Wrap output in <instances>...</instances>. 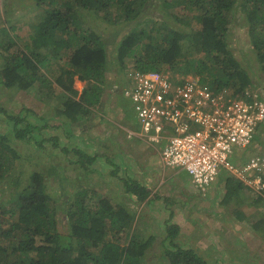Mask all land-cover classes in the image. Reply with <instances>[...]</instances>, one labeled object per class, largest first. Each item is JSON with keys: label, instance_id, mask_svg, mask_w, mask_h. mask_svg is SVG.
<instances>
[{"label": "trees", "instance_id": "obj_1", "mask_svg": "<svg viewBox=\"0 0 264 264\" xmlns=\"http://www.w3.org/2000/svg\"><path fill=\"white\" fill-rule=\"evenodd\" d=\"M32 2V8L38 10L31 24L33 47L28 51V44L23 48L13 36L6 38L0 44L6 52L0 79L7 87L22 90L36 83L45 86L46 77L38 74V70L48 64L43 62L40 49L44 48L51 58L65 60L70 68L59 67L63 72L56 80L66 91L61 98L62 112L73 121L79 119L74 118L78 112H89L100 104L107 84L106 73L113 68L121 75L113 80L115 85L124 83L121 79L126 69L148 71L167 67L181 76H199L200 83L212 91L226 88L237 93L247 87L254 90L249 87L255 85L243 64L229 48V30L237 14L246 25L257 62L264 72V0ZM177 7L189 14L181 13ZM7 12L0 7V34L16 30ZM96 22L106 26L99 28ZM127 63L131 65L128 67ZM75 77L85 82L79 94L73 87ZM110 83L109 80L106 93ZM46 126L57 128L59 124L39 126L0 105V264H143L145 250L153 238L143 239L136 230L131 232V223L135 224L133 212L95 192L91 183L75 194L73 204L62 209L68 217L69 231H58L44 172L41 169H31L26 175L22 172L24 155L19 146L29 144L46 151L48 144L62 153L70 149L72 154H77L76 159L84 170L94 158L80 146L67 148L57 136L45 135ZM237 183L234 186L228 181L229 194L244 186L239 180ZM122 186L139 202L146 201L150 194L143 183L133 178L124 180ZM6 204L13 206L6 209ZM5 213L15 216L8 225ZM165 231L162 255L167 264H207L194 250L175 242L178 225L166 222Z\"/></svg>", "mask_w": 264, "mask_h": 264}, {"label": "rangeland", "instance_id": "obj_2", "mask_svg": "<svg viewBox=\"0 0 264 264\" xmlns=\"http://www.w3.org/2000/svg\"><path fill=\"white\" fill-rule=\"evenodd\" d=\"M0 5L3 10L8 11L9 16H12L11 24L16 27V30H8L7 33L0 34V44H4L6 38H10L9 36H13L20 47L24 48V45L28 44L30 46L28 51H30L33 47L30 41L31 24L35 22L34 16L38 11L32 8V0H0ZM177 10H181L180 12L184 14L188 13L187 10H182L179 7H177ZM235 17L231 30H229V48L243 64L244 70L255 85L249 87L264 98V72L257 62L256 51H254L255 46L251 44L248 38L243 19L238 14ZM193 24L195 25V23ZM96 26L104 29L106 25L96 22ZM40 50L43 52V62L48 65L41 66L38 74H44L47 80L45 84L47 85L37 86L38 83H36L33 87L22 90L15 86L7 87L0 79V105L9 110L11 114L20 115L39 126H42V124L51 126L59 124L57 128L46 126L44 134L57 136L58 141L66 145L67 148L74 145L80 146L79 148L94 158L93 162L87 164L88 167L84 170L76 159L77 154H72L70 149L68 153H62L58 148H52L48 144L46 145V151L29 144L19 146V150L24 155L21 160L23 164L22 172L25 175L31 169H41L44 172L47 190L53 198L58 231L62 233L69 231L68 217L66 213L62 212V209L68 208L70 203L74 201L75 194L87 188L88 183H91L90 186L95 192L99 191L109 197L113 203H121L129 212H133L135 224L131 223V232L136 230L135 232L143 239L153 238L152 243L145 250L146 260L143 264H167L162 255L164 244H166L164 242L166 222L178 225V235L175 242L179 246L191 248L200 256L206 257L205 249L203 247L196 249V246L206 244V233L214 231L211 228L213 225H209L208 228L205 222L208 218L218 215L217 219L211 223H218L217 228L225 237L223 239L219 238L214 243L213 246L216 247L215 257L220 261V264H223L224 260L229 263L233 260H240L247 264L245 253L239 251L240 243L237 241L236 235L232 231L231 234L225 228H222L223 224H220V222L225 219L228 220V216L232 214L234 220L248 224V232H257L264 235V193L260 197L259 194L251 192L247 187L240 186L239 189H236L238 194L231 198L229 203L231 208L227 206L228 198L223 199L222 205L227 206L223 209L227 211H221L217 208H205L206 198L201 194L196 195L193 189L191 191L182 189L164 171H161L162 169L151 171L153 167L156 168V164H154V161H149V154L153 149L159 152V147L149 145L138 137L127 136L125 129L136 127L135 116L131 105L121 94L123 84L115 85L113 83V80L116 81L119 77L121 78L117 68H113L106 73L107 84L110 80L111 86L106 93L109 84L104 85L105 93L100 104L91 108L89 112L83 114L78 112L74 118L79 119L73 121L71 117L62 112L64 107L61 98L66 91L63 92L64 90L57 84L56 80L57 76L63 72L59 67L68 69L70 66L65 60L51 58V55L47 54L44 48ZM45 54H47L46 61H44ZM5 61L6 52L0 46V70L3 68ZM113 64H115V61ZM130 65V63H127L128 67ZM163 69L167 70L168 68L164 67ZM172 74L182 75L178 72H172ZM121 81H124L123 75ZM84 84V81L75 77L73 87L78 91V94ZM99 86H97L98 92H100ZM78 94L74 96V99H77ZM255 141L258 144L256 146L257 151H263L264 123L257 130ZM255 150L254 147V150L252 149L249 153H253ZM89 169H94L95 172L91 173L88 171ZM112 170L115 173H112ZM150 171L153 174H150ZM127 178L138 180L144 186L150 188L151 193L146 201H137L135 196H131L129 192L123 189L122 184ZM229 178L232 185L238 186L236 177V180L231 176ZM1 187L6 186L1 184ZM233 192L236 191L233 190ZM244 192L247 195L242 197ZM4 195L7 196L8 192ZM95 196L97 197L98 194H95ZM239 197L243 201H239ZM255 199H259V201L252 202ZM239 204H242L243 209L245 208L247 211L245 212L242 208L237 209ZM9 206L13 205L6 204L4 208L7 209ZM8 213L4 214L6 224L15 219V216H9ZM234 220L232 221L234 222ZM194 235L200 241L203 240V244L195 242ZM262 239L263 242L260 240V243L264 244V236ZM260 243H257L258 254L264 251V247H261ZM252 246L253 242L249 247ZM223 247L224 252L227 250L233 260L222 257L224 252L220 253L219 251ZM249 247L247 245V249ZM236 248L239 254L235 252ZM244 257L246 258L244 259ZM262 258L264 261V256ZM250 259L249 264L257 261L254 259V255ZM207 264H210V262H207Z\"/></svg>", "mask_w": 264, "mask_h": 264}, {"label": "built area", "instance_id": "obj_3", "mask_svg": "<svg viewBox=\"0 0 264 264\" xmlns=\"http://www.w3.org/2000/svg\"><path fill=\"white\" fill-rule=\"evenodd\" d=\"M121 94L135 116L127 136L159 147L161 165L184 170L196 191L205 192L223 170L263 194L264 152L232 160L264 123V98L255 90L212 91L197 75L126 69Z\"/></svg>", "mask_w": 264, "mask_h": 264}, {"label": "crops", "instance_id": "obj_4", "mask_svg": "<svg viewBox=\"0 0 264 264\" xmlns=\"http://www.w3.org/2000/svg\"><path fill=\"white\" fill-rule=\"evenodd\" d=\"M257 145H258L257 141L254 140L251 143V145L249 146V148L243 149V150H240V149L237 150L232 155L233 162L236 163V164H239V163L243 162L244 160H246L247 158H249L252 155L262 153L261 151H257L258 150L257 147H256ZM254 147H255L256 150L253 151V153H249L252 149L254 150ZM149 156H150L149 161H154V164H156V168L153 167L151 169V171H154V170L157 171V170H161L162 169L161 171H164V173L167 174L168 177L172 178L175 181V183H178V185H180L182 187V189L184 188V189H187L188 191H191L193 189V191H194V193H196V195L201 194L203 197L206 198V202L204 204L205 208H209V209H216L217 208V209H219L221 211H227V210H224L223 208L227 207V206L230 207L231 204L229 205V203L231 201V198H233L236 194H238L237 191L233 192L232 190H231L230 194L228 193V187H227L228 184L227 183H228V181H230L229 180L230 179L229 178L230 175L227 172L223 171V170L220 172V174L218 175L216 180L211 184V186L205 192L200 193L198 191L196 192V190L194 188H192L193 186L191 184L190 178H189L188 174L184 170H181V169L176 168V167H164V166H162L161 163H160V158H159V152L158 151L153 149L151 151V154H149ZM151 171H150V174H153V172H151ZM236 181L238 182V180H236ZM148 189L150 190V188H148ZM245 195H247V193L245 194V192H244L242 197H244ZM227 198H228V203H227L228 205L227 206H223L222 205L223 204L222 201H223V199H227ZM239 201H243V199L241 197H239ZM221 206H223V207L221 208ZM241 208L243 209V206H242V204H239V208H237V209H241ZM243 210L245 212L247 211V210H245V208ZM215 213H216V211H215ZM218 216H214V217L208 218L206 220V222H205V224H207L208 228H209V225H213L211 228L214 231L212 233L211 232H207L206 233L207 234L205 236L206 244H203L204 241L203 240L200 241V239L195 237V235L193 236L195 242L203 244V246L201 244H200V246L197 245L196 249H199L200 247H203V249H205L206 257H204V256L202 257V255H201V257L204 260H206L207 262H210V264H212V263L220 264V261L217 260V258L214 255L216 247H214L213 245L219 238L223 239L225 237L221 233V231L218 230V228H217V224L218 223L217 224L216 223H214V224L211 223V222H213V220L217 219ZM229 216H232V214L229 215ZM229 216H228V220L225 219L222 222H220V224H223L222 228H225L230 233L232 231L236 235V239L240 243L239 244V251L245 253V256L247 258L244 257V259L246 258L247 264H249V262L251 261L250 257H253V255H254V259H256L257 261H254L253 263L251 262V264H264V261L262 260L263 259L262 257L264 256V251H262L261 254H258V249H257V243L259 244L261 241L263 242L262 237L264 235H260L257 232H248L247 229L249 227H248L247 223H245V222L241 223L239 221L234 220L233 216L231 218ZM232 220H234V222ZM247 237H248V239H247ZM228 242H230V241H228ZM252 242H253V246L250 248L249 246H250V244ZM260 244H261V247H264L263 243H260ZM247 245H248L249 249H247ZM222 251L224 252V247L219 252L223 253ZM239 251L237 250V248L235 249V252H238V254H239ZM222 257L226 258L227 260H229V259L233 260L227 250H226V252L223 253ZM241 260H242V258H241ZM223 264H244V263L241 262L240 260H236V261L233 260L231 263H229L228 261L224 260Z\"/></svg>", "mask_w": 264, "mask_h": 264}, {"label": "clouds", "instance_id": "obj_5", "mask_svg": "<svg viewBox=\"0 0 264 264\" xmlns=\"http://www.w3.org/2000/svg\"><path fill=\"white\" fill-rule=\"evenodd\" d=\"M198 77H199V76H198ZM199 78H200V77H199ZM256 138H257V135L255 136L254 140H256ZM254 140H253V141H254ZM248 148H249V147H248Z\"/></svg>", "mask_w": 264, "mask_h": 264}]
</instances>
